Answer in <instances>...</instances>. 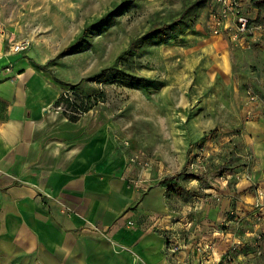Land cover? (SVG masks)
<instances>
[{
  "label": "rangeland",
  "instance_id": "374dc122",
  "mask_svg": "<svg viewBox=\"0 0 264 264\" xmlns=\"http://www.w3.org/2000/svg\"><path fill=\"white\" fill-rule=\"evenodd\" d=\"M190 1L0 0V85H18L40 116L50 117L63 116L52 106L59 95L100 92L102 99L78 118L100 122L131 165L148 177L169 176L184 165L189 173L206 172L201 181L172 180L183 187L182 197L164 190L169 264H246L248 252L254 264H264V111L247 99L251 94L264 103V45L235 49L230 15L229 28L210 32L214 0H204L186 25L139 48L130 59L135 77L85 79L108 66L151 21L166 22ZM237 1L243 14L264 16V3ZM111 9L108 22L76 51L60 53L85 24ZM15 44L23 48L12 51ZM30 61H48V71ZM204 134L209 139L201 142ZM208 208L221 215L217 221L202 217ZM160 220L152 227L157 232L163 231Z\"/></svg>",
  "mask_w": 264,
  "mask_h": 264
},
{
  "label": "crops",
  "instance_id": "0c3cea01",
  "mask_svg": "<svg viewBox=\"0 0 264 264\" xmlns=\"http://www.w3.org/2000/svg\"><path fill=\"white\" fill-rule=\"evenodd\" d=\"M33 100L0 85V264H138L134 253L142 264H169L165 189L156 184L166 173L131 165L100 122L40 116Z\"/></svg>",
  "mask_w": 264,
  "mask_h": 264
},
{
  "label": "trees",
  "instance_id": "16d2710c",
  "mask_svg": "<svg viewBox=\"0 0 264 264\" xmlns=\"http://www.w3.org/2000/svg\"><path fill=\"white\" fill-rule=\"evenodd\" d=\"M254 2L264 3V0H254ZM203 4L204 0H192L189 3H183L180 10L175 15H170L166 22L161 20L151 21L148 25V28L141 35L137 37H131L128 40L126 47L114 57L113 61L108 66L97 70L93 74L87 76L85 79L90 81L103 82L111 79L129 80L135 77L129 72L131 63L130 59L139 51V48L146 44L148 40L153 41L157 37L163 38L166 35L173 34L181 26L186 25L193 12ZM114 12V9L108 10L94 22L85 24L82 27L80 33L71 42L64 46L61 49L60 53L69 54L76 51L79 41L85 40L92 31L106 24L108 22L107 17L109 15H113ZM252 46L261 47V45L258 44L250 45V47ZM30 63L32 66L40 69L43 72L48 71L46 67L48 61L44 62L43 64H36L32 61H30ZM139 79L141 81H146V79L142 77H139ZM71 92L73 93V90H71ZM102 95L103 94L100 92L96 97L73 94L71 98L66 94H61L52 102V106L60 107L62 115L67 120L74 122L81 114L87 112L94 105L93 100L97 99L98 97L102 99ZM207 139H209V136L207 134H204L200 138V141L204 142ZM221 165H223V163ZM220 169H222V172L225 171L224 168L220 167ZM205 173L206 172H202L201 174L196 175L186 172L184 165L178 172H175L169 176H164L156 184L163 186L166 192H170L175 194L176 196L182 197L184 195L183 187L177 184V182H172V180L191 178L197 181H201L205 177Z\"/></svg>",
  "mask_w": 264,
  "mask_h": 264
},
{
  "label": "built area",
  "instance_id": "2783aa9c",
  "mask_svg": "<svg viewBox=\"0 0 264 264\" xmlns=\"http://www.w3.org/2000/svg\"><path fill=\"white\" fill-rule=\"evenodd\" d=\"M211 9V19L214 27L210 32L217 34L220 27L229 28L228 19L231 16L230 43L238 49H247L252 44L264 45V16H258L255 12L252 16H247L240 11V3L237 0H214ZM23 48L21 44L12 46V51H19ZM249 103H256L264 111V103L255 95L248 94ZM125 225L131 227L130 220L125 221Z\"/></svg>",
  "mask_w": 264,
  "mask_h": 264
}]
</instances>
